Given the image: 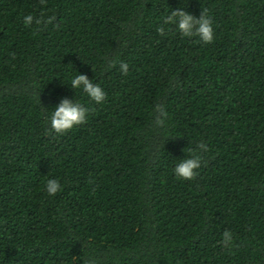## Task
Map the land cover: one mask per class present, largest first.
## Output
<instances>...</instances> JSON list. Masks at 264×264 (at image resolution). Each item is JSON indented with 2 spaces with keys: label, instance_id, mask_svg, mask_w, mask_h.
<instances>
[{
  "label": "trees",
  "instance_id": "trees-1",
  "mask_svg": "<svg viewBox=\"0 0 264 264\" xmlns=\"http://www.w3.org/2000/svg\"><path fill=\"white\" fill-rule=\"evenodd\" d=\"M180 7L212 43L163 25ZM65 97L88 117L57 135ZM0 264H264V0H0Z\"/></svg>",
  "mask_w": 264,
  "mask_h": 264
},
{
  "label": "clouds",
  "instance_id": "clouds-1",
  "mask_svg": "<svg viewBox=\"0 0 264 264\" xmlns=\"http://www.w3.org/2000/svg\"><path fill=\"white\" fill-rule=\"evenodd\" d=\"M51 22V17L45 18L43 14L39 18L32 14L23 16V24L26 27L47 25ZM163 25H174L175 30L182 37H197L203 44H210L214 40V29L211 19L206 13H200L199 17L193 16L180 7L175 10H170L169 14L163 21ZM160 35L165 34V27L161 26L157 29ZM110 67L113 65H109ZM128 64L119 63V70L122 74L128 73ZM72 90H79L85 94L91 101L96 104H101L106 99V92L99 85L89 79L84 74H78L70 79L69 85ZM88 109L79 102H74L73 98H61L59 102L52 108V111L47 117V123L51 130L57 135H62L65 132L86 123L88 117ZM156 111L159 112L160 118L156 120L157 125H163L165 110L162 106L157 105ZM200 149L206 151L205 145L201 144ZM202 165V159L199 155H191L187 158L179 159L174 166L173 172L177 179L183 181H191L197 175V170ZM44 190L49 197H54L62 190L59 179L49 178L46 180ZM233 240V235L230 231L225 230L222 234V244L230 246Z\"/></svg>",
  "mask_w": 264,
  "mask_h": 264
}]
</instances>
